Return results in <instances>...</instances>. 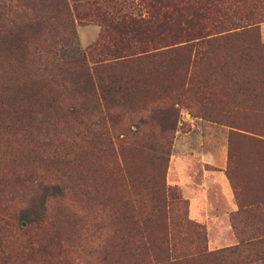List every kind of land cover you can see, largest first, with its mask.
Here are the masks:
<instances>
[{
  "label": "rangeland",
  "instance_id": "rangeland-1",
  "mask_svg": "<svg viewBox=\"0 0 264 264\" xmlns=\"http://www.w3.org/2000/svg\"><path fill=\"white\" fill-rule=\"evenodd\" d=\"M240 9L254 13L257 29L232 61L222 50L199 54L184 93L186 71L169 65L139 68L126 104L83 95L66 79L55 100L31 98L29 132L0 131V264H148L140 229L157 209L169 212V233L163 221L151 238L171 247L170 260L264 241V139L229 126L264 133V50L254 42L264 43V0ZM146 16L142 0H0L5 22H45L44 38L31 44V82L47 87L50 77L35 66L50 60L45 49L77 47L89 67L115 61L130 54L116 50V24ZM170 116L175 125L164 128ZM211 142L225 153L201 160ZM52 180L65 198L48 201L41 224L21 223L33 190Z\"/></svg>",
  "mask_w": 264,
  "mask_h": 264
},
{
  "label": "trees",
  "instance_id": "trees-1",
  "mask_svg": "<svg viewBox=\"0 0 264 264\" xmlns=\"http://www.w3.org/2000/svg\"><path fill=\"white\" fill-rule=\"evenodd\" d=\"M245 1L142 0L146 17H131L115 26L117 33L120 34L116 50L120 52L130 50V54L119 56L121 59L89 67L85 53L77 47L70 48L66 45V48L57 51L52 48L45 49L44 55L50 60L44 66H35L42 71L39 73L50 77L49 80L53 83L51 87H47L48 82H31V62H34L35 57L31 44L44 38V35H38V32L45 33V22L37 20L34 26L0 19V131L13 132L18 129L29 132L33 105L31 98L47 96L55 100L61 93L60 88L66 89L63 82L65 79L66 84L75 85L83 95L96 94L106 102L118 99L119 103L126 104L136 94V84L133 83L136 72L140 69L145 72L155 67L172 65L186 71L178 87V90L184 93L192 81L188 75L186 76L187 70L199 54L207 50L210 53L222 50L224 58L232 61V54L236 53L235 46H242L241 43L246 41L244 34L257 29L258 22L249 21L254 13L245 12L242 15L240 12V6ZM234 2L236 5L231 10ZM27 27L35 30L29 33L25 29ZM207 28L209 29L206 30ZM132 40L134 43H130ZM254 42L258 50L259 48L264 50V43H261L257 36ZM238 53V58L250 56L248 52L242 50H238ZM40 55V53L36 55L37 59H40ZM50 64L53 67H50ZM130 64L140 69L134 70L135 66ZM54 68L59 72L53 74ZM71 111L75 113L74 108ZM174 125L175 118L171 116L170 119L164 118V128H173ZM229 126L237 130L238 133L234 134L240 133L244 136L253 134L264 139L262 132ZM25 134L22 133V136ZM104 134L99 133L96 136ZM27 135L31 137V133ZM65 195V186L62 182L58 180L41 182L33 190L30 200L19 211V220L26 225L41 224L47 215L48 201L63 200ZM166 218H170L169 212L153 210L146 218V227L139 228L140 233L147 236L144 257L148 264L264 263L262 248L264 241H251L208 252L200 249L194 258L176 257L175 260H170L171 247L165 249L161 243L158 244L151 238L153 231H157L163 225V221L164 233H169Z\"/></svg>",
  "mask_w": 264,
  "mask_h": 264
},
{
  "label": "crops",
  "instance_id": "crops-1",
  "mask_svg": "<svg viewBox=\"0 0 264 264\" xmlns=\"http://www.w3.org/2000/svg\"><path fill=\"white\" fill-rule=\"evenodd\" d=\"M208 145H209L208 151L206 153H201L202 154L201 160L208 159L207 161L212 162L213 159L215 160V158L221 156L226 151V148L224 146H219L217 142H214V143L211 142V143H208ZM182 185H184L183 182H182ZM191 189L194 190L196 188L192 187Z\"/></svg>",
  "mask_w": 264,
  "mask_h": 264
}]
</instances>
